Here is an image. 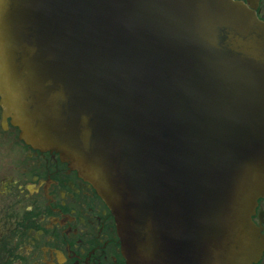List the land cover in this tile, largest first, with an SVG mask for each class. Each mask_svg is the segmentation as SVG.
I'll list each match as a JSON object with an SVG mask.
<instances>
[{"label":"water","instance_id":"1","mask_svg":"<svg viewBox=\"0 0 264 264\" xmlns=\"http://www.w3.org/2000/svg\"><path fill=\"white\" fill-rule=\"evenodd\" d=\"M0 105L92 184L127 264H253L264 21L239 0H0Z\"/></svg>","mask_w":264,"mask_h":264},{"label":"flooded vegetation","instance_id":"2","mask_svg":"<svg viewBox=\"0 0 264 264\" xmlns=\"http://www.w3.org/2000/svg\"><path fill=\"white\" fill-rule=\"evenodd\" d=\"M264 20V0H240ZM264 264V196L251 212ZM0 264H126L114 217L53 150L19 137L0 105Z\"/></svg>","mask_w":264,"mask_h":264}]
</instances>
